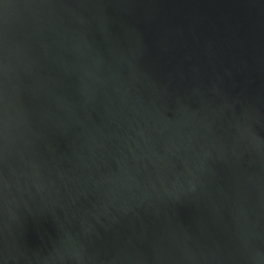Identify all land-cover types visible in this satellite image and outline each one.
I'll return each mask as SVG.
<instances>
[{
  "label": "water",
  "instance_id": "obj_1",
  "mask_svg": "<svg viewBox=\"0 0 264 264\" xmlns=\"http://www.w3.org/2000/svg\"><path fill=\"white\" fill-rule=\"evenodd\" d=\"M0 264H264V0H0Z\"/></svg>",
  "mask_w": 264,
  "mask_h": 264
}]
</instances>
